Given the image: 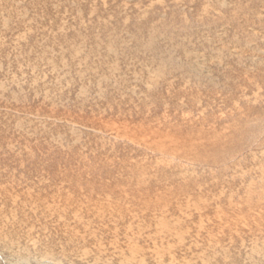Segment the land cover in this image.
<instances>
[{"label":"bare ground","instance_id":"6f19581e","mask_svg":"<svg viewBox=\"0 0 264 264\" xmlns=\"http://www.w3.org/2000/svg\"><path fill=\"white\" fill-rule=\"evenodd\" d=\"M70 1L60 2L66 17L53 12L47 0H27V12L15 0H0V264H264V92L255 97L261 104L237 108L229 124L200 125L206 141L195 153H183L189 141L171 139L179 131L161 133L174 144L151 146L156 154H176L182 163L196 159L206 172L219 169L217 175L142 181L124 190L113 179L91 186V177L84 180L67 170V160L59 158L57 166L67 167L61 172L53 165L56 159L46 157L50 164H42L22 156L51 150L57 157L77 155L87 164L85 151L117 149L87 133L83 139L55 141V132L71 129L36 118L78 121L27 105L24 93L158 125L186 119L177 109L198 101L190 86L199 83L190 73L195 67L191 47L201 35L191 31L184 10L205 15L213 25L212 41L226 26L227 41L244 46L264 35V20H259L264 0H171L167 19L137 9L163 6L160 0H139L136 6L119 0H72L69 6ZM75 4L99 13L87 21L76 14ZM67 25L74 29L70 34L63 30ZM38 26L42 35L35 36ZM20 30L27 41L15 40ZM26 124L49 138H37L35 151L26 150V144L16 152L17 139L30 138L23 129L9 128ZM12 171H24L25 178ZM31 171L39 176L30 177ZM255 199L260 203L246 204Z\"/></svg>","mask_w":264,"mask_h":264},{"label":"rangeland","instance_id":"374dc122","mask_svg":"<svg viewBox=\"0 0 264 264\" xmlns=\"http://www.w3.org/2000/svg\"><path fill=\"white\" fill-rule=\"evenodd\" d=\"M26 1L27 0H15L16 4L21 6V8L24 7L27 12L30 7H28ZM62 1L63 0H47L50 8L53 9V12H63L67 17L66 8L60 5V2ZM73 1L71 0L69 2V6H74ZM119 1L129 4V6H136L139 4V0ZM167 2L169 5L171 0H160L158 3H162L163 6L152 7L150 5L137 9H140L144 13H153L155 11L158 12L160 18L167 19V13L174 7L166 6ZM75 8L78 10L76 14L84 17L87 21H89L93 15L99 13V11L92 12V8L89 12H85V10L79 8L77 4H75ZM109 8L110 7L107 9ZM262 8L263 7H261V9ZM184 11V17H186L184 19L185 22L188 24L193 23L191 31L201 35V41H194L195 44L191 47V51H193L194 54L193 59L195 60V67L191 69L190 73L193 74V78L199 83L190 86H192L191 88L197 95L198 101L194 106L187 107V105L184 104L180 105L177 109V111L183 109L182 113L187 115L186 119L177 121L176 118H173L165 125H158L161 122L147 121L144 119L145 122H143L138 116L121 118L117 116V114L109 112L102 113L98 109L91 110L82 107L80 109H72L66 100L62 98L39 97L36 99L35 97L24 93L22 94L24 98L23 101H25L27 105L33 103L34 105L42 107L41 110L48 113L51 112L50 110H53L57 112L55 115L64 113L68 118L78 121L79 125H73L72 122L67 123L63 120L62 122L54 121L53 117L51 119H43L44 117L36 118L55 125L67 126L71 129L70 133L55 132L53 135L55 141L65 142L66 140L68 141L69 138H77L78 136L80 137L77 139H83L81 136L83 133H87L98 137L99 140H105L107 146L111 147L115 145L117 149L113 151L109 149L107 152L101 154L85 151L84 154L87 155V164L84 163V158L83 161H80V157L77 155L72 154L57 157V155L51 150H46L43 154L36 152H30L29 154L23 153L22 156L26 157L27 160L30 158L34 159L35 162L32 163L40 162L42 164H48L50 162L49 160L52 161L56 159L58 163H54V161L53 165L57 168V171L61 172L67 167L64 165L57 166L59 164V158L60 161L67 160L66 164H69L67 170L71 173L73 170L74 172H78L84 180L91 177L93 180L92 184H90L91 186H94V184L97 187L102 185L100 184V181L102 180V182L111 183V180L113 179V181L115 180L114 182H116L117 187L124 190L130 189L131 187L134 188V186L138 185L140 182H145V184H147L148 182L154 181L160 184L169 183V181H174L178 178L193 179L203 178L204 176L207 177L208 175L210 176V174L217 175L219 169H212L213 173L206 172L204 171L206 170L205 167H202L196 159H194L195 161L190 159L188 162L182 163L176 154H167L164 156L162 154H156L151 146L165 143L168 145L172 143L174 144V141L171 140L167 142L162 137L165 134L167 135V133L169 134V132L175 134L176 131H179V134H175L173 137L171 136V139L175 140V142L180 140L187 143L189 141L190 145L187 144V147H184L183 153H195L199 148L198 145H201V142L206 141L205 137L200 134V130H202L200 125L204 124L203 126L206 128L210 126L213 128H219L220 126L229 124L235 118L233 116H237L238 113L235 111L237 108L243 107L247 103L254 104L255 107L261 104L255 97L257 96V93L260 94L264 92V35H261L259 39H251L249 42H245L244 46H242V44L227 41L225 34L226 26H222L221 28H218L219 30L217 31L219 39L214 42L211 40L215 36L212 33L213 25L207 20L205 15L197 13L193 8ZM113 14L114 16H118L116 13ZM211 15L213 18L216 15L217 17L219 16V14L215 13H212ZM259 20H264V11L260 13ZM63 30L67 34L74 31L71 25H67ZM252 30L253 32H258L254 28H252ZM33 33L35 36L42 35V28L38 26L33 30ZM23 36L24 31L20 30L15 34V40L27 41ZM245 37L248 38L247 36ZM187 70L188 69L184 71L187 72ZM87 94H91V92H88ZM43 100H45L46 103L44 102L42 104ZM20 117L24 118L26 115L22 113ZM220 118L225 123L218 122ZM213 120L217 121L218 125L216 122H212ZM9 129L14 133L23 129L25 134L24 137L30 138V141L28 142L17 139V143L14 145L16 152H20L22 149L25 150L24 145L26 144L29 146L26 150H34L36 148L32 145L37 141V138L45 142L49 138L46 134L43 135L42 132L33 131L27 124L25 127L12 126V128L10 127ZM141 129L145 133H142ZM72 130L75 132L77 131V135H74ZM147 132H150L151 135L150 133L147 134ZM29 133H31V135L27 136L26 134ZM161 133L164 135H161ZM128 135L135 138L142 137L145 138V140H132ZM193 142L194 144H192ZM52 146L57 145L52 144ZM3 147L6 149L5 146ZM178 147L179 145L175 144L174 149ZM32 154H34V156ZM247 154L248 153H246V155ZM2 155H4V153ZM46 157H49V160ZM241 158H243L242 155L239 159ZM245 171H247V169H245ZM9 174L25 178L24 175L26 173L24 171H12L9 172ZM36 176H39L38 172L34 171L30 177L36 179ZM46 176H48V174ZM256 179L260 180L259 177ZM91 186L88 188H92ZM150 188L153 189V187ZM233 203L241 204L243 202L235 200ZM256 203H260V201H256L255 199L248 203L246 202V204H250L251 207ZM2 264H4V262H2Z\"/></svg>","mask_w":264,"mask_h":264}]
</instances>
